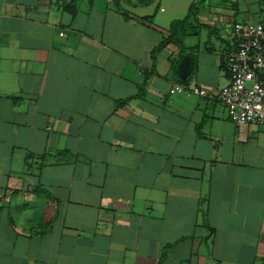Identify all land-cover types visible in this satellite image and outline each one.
<instances>
[{
    "label": "crops",
    "instance_id": "crops-1",
    "mask_svg": "<svg viewBox=\"0 0 264 264\" xmlns=\"http://www.w3.org/2000/svg\"><path fill=\"white\" fill-rule=\"evenodd\" d=\"M236 22L264 0H0V264H264V127L193 93Z\"/></svg>",
    "mask_w": 264,
    "mask_h": 264
},
{
    "label": "built area",
    "instance_id": "built-area-1",
    "mask_svg": "<svg viewBox=\"0 0 264 264\" xmlns=\"http://www.w3.org/2000/svg\"><path fill=\"white\" fill-rule=\"evenodd\" d=\"M231 38L226 58L229 84L216 94L201 89H195L193 93L216 95L241 129L251 125L264 127V25L236 22ZM174 89L182 91L184 87L177 85Z\"/></svg>",
    "mask_w": 264,
    "mask_h": 264
},
{
    "label": "water",
    "instance_id": "water-1",
    "mask_svg": "<svg viewBox=\"0 0 264 264\" xmlns=\"http://www.w3.org/2000/svg\"><path fill=\"white\" fill-rule=\"evenodd\" d=\"M194 69V60L189 55H183L177 67V73L182 80H186Z\"/></svg>",
    "mask_w": 264,
    "mask_h": 264
},
{
    "label": "trees",
    "instance_id": "trees-1",
    "mask_svg": "<svg viewBox=\"0 0 264 264\" xmlns=\"http://www.w3.org/2000/svg\"><path fill=\"white\" fill-rule=\"evenodd\" d=\"M166 44V42L165 43H163V45H165ZM162 44H161V46H163ZM161 48V47H160Z\"/></svg>",
    "mask_w": 264,
    "mask_h": 264
}]
</instances>
